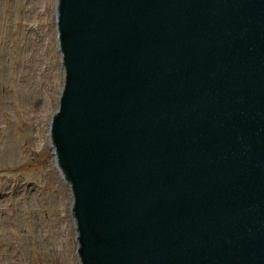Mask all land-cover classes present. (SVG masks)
<instances>
[{"label": "water", "instance_id": "95a60500", "mask_svg": "<svg viewBox=\"0 0 264 264\" xmlns=\"http://www.w3.org/2000/svg\"><path fill=\"white\" fill-rule=\"evenodd\" d=\"M50 123L81 264H264V0H56Z\"/></svg>", "mask_w": 264, "mask_h": 264}, {"label": "rangeland", "instance_id": "374dc122", "mask_svg": "<svg viewBox=\"0 0 264 264\" xmlns=\"http://www.w3.org/2000/svg\"><path fill=\"white\" fill-rule=\"evenodd\" d=\"M56 0H0V264H81L50 123L64 84Z\"/></svg>", "mask_w": 264, "mask_h": 264}, {"label": "bare ground", "instance_id": "6f19581e", "mask_svg": "<svg viewBox=\"0 0 264 264\" xmlns=\"http://www.w3.org/2000/svg\"><path fill=\"white\" fill-rule=\"evenodd\" d=\"M73 197V196H72Z\"/></svg>", "mask_w": 264, "mask_h": 264}]
</instances>
